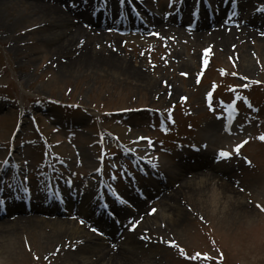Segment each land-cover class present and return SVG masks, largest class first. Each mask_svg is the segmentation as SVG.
<instances>
[{
	"label": "rangeland",
	"instance_id": "rangeland-1",
	"mask_svg": "<svg viewBox=\"0 0 264 264\" xmlns=\"http://www.w3.org/2000/svg\"><path fill=\"white\" fill-rule=\"evenodd\" d=\"M26 1L7 0L0 11V166L4 151L13 148L5 162L22 165L32 185L37 184L35 177L49 160L55 180L65 184L70 174L57 173L68 169L64 163L76 182L87 172L93 154L104 163L108 160L109 165L117 162V141L123 143L119 147L138 154L154 146L149 154L159 157L158 168L164 169L166 176L158 192L167 196L160 199L171 207L168 209L176 224L164 217L161 200L153 203L154 213H148V206L142 203L143 208L133 214L141 224L132 229V236L139 235L141 241L134 261L264 264V140L258 138L264 134V46L258 41L263 39L264 43V34L243 43L249 62L241 59L238 47L230 41L213 45L215 41L205 40L195 45L187 37L176 40L168 34H152L153 39H145L128 34L108 43L120 59L114 68L86 54L79 69L73 64L68 67L69 56L50 50L39 23L43 20L31 13ZM138 1L156 11L173 5L169 0ZM251 3L264 9V0ZM133 4L132 0L125 3L129 16L136 9ZM84 28L91 30L88 25ZM100 46L92 47L100 50ZM81 54L76 51L73 56ZM193 56L197 65L192 70L184 68L182 59ZM124 61L127 68L121 65ZM142 75H148L151 83ZM227 107L234 112L228 113ZM102 140L101 158L96 150ZM236 145L239 147L234 150ZM225 149L230 154L222 158L223 163L235 167L229 179L233 192L216 196L210 186L204 190L196 184L189 193L169 194L175 189L170 171L175 173L180 164L212 162ZM193 174L187 171L186 177L193 179ZM126 179L129 192L139 181V186L147 183L148 193L157 196L152 192L159 184L156 188L154 182L151 185L143 178ZM87 180L90 183L89 177ZM36 214L74 221L92 234L96 243L103 241L75 212L48 216L30 211L16 216ZM14 218H0V223ZM7 228L2 227L1 232L7 233ZM43 230L51 231L49 227ZM16 231V241L7 245L0 242V264H75L68 254L80 255L76 249L80 242L69 236L48 242L51 232L44 238L35 234L32 226ZM104 244L117 246L107 241ZM197 253L201 255L197 257ZM90 257L96 261V255Z\"/></svg>",
	"mask_w": 264,
	"mask_h": 264
},
{
	"label": "bare ground",
	"instance_id": "bare-ground-1",
	"mask_svg": "<svg viewBox=\"0 0 264 264\" xmlns=\"http://www.w3.org/2000/svg\"><path fill=\"white\" fill-rule=\"evenodd\" d=\"M79 1L84 2L85 0ZM105 1L110 3L113 0ZM218 1L220 0H209V2H212L213 4L217 3ZM251 1L252 0H238L237 12L239 15H245V17H239L237 14H235L233 17L227 18L225 11L226 7L224 6L221 12L217 14L218 16L215 13L212 17L214 24H212V20L210 23L204 22V25L193 28V31H189L181 23L179 24L176 22L173 18H169L168 20H165V22L161 20L154 22L153 24L157 29L152 28V26L151 28L154 31L161 32L162 36L168 34L176 40H181L182 38L187 37L189 40H191V43L195 45L205 40L215 41L212 43L213 45H225L228 41H230L235 45V48L238 47L239 51L237 53H239L241 59L245 58L247 59L246 61L249 62V58L246 53L247 48L243 43L249 39H255L259 37V35L261 36L264 34V10L256 8V6L251 3ZM5 2H7V0H0V11L2 10V6L5 4ZM8 2L12 3L15 2V0H8ZM26 2H28L29 7L32 8L33 12L31 13L43 20L39 23H42L43 29L41 30L47 38L46 42L50 50L52 49L57 51V53H63L69 56L68 67L73 64L76 68L81 69L84 64L83 57H85L86 54H91V58H95L96 62L107 65L108 67L114 68L116 62L120 61V59L117 58L108 47V43L113 41L115 43L116 38H113V35L109 36L108 34L107 37L103 31L100 33H93L92 28L91 30H87V28L85 29V25L89 26V21H87L88 16L85 13H80L75 7L71 9L67 7V5L64 4L66 2L65 0H28ZM217 5L221 6V3L219 2ZM239 18L243 21L238 25V27L235 28L233 24L234 22L238 21ZM1 20L3 19L0 13V21ZM94 29L98 30L99 28L94 27ZM105 39L106 42L104 41ZM258 41L259 44L264 46V43L262 42L263 39H259ZM100 43V50H96L92 47L93 44L100 45ZM76 51H80L82 54L79 57H74L73 55ZM199 58L200 55L198 54V61ZM195 59L196 56L191 57L190 60L182 59L181 64L184 68L192 70L194 66L197 65ZM121 65L127 68L128 63H125L124 61ZM146 76L147 80L151 83L149 76ZM149 82H146V84L149 85ZM175 168V173L171 175L172 171L169 172V177L171 179L170 181L174 183L175 187V189H172L169 192V194L171 193V196L174 195L175 197L176 194L184 193L185 191L189 193L192 189L191 187L195 188L196 184H200L199 188H203L204 190L209 189L208 186H210V188L214 191V195L216 196L221 193L226 196L225 192L227 191L233 192L230 190L229 184V179L234 176L233 172L235 167H233V165L223 162L214 163L207 160L205 162H199L197 165L188 163L185 165L180 164ZM187 171H193V179H188L186 177ZM193 181H200V183L192 184ZM160 187H162V185H159L158 188ZM161 198H167V196L162 195ZM79 201L82 200L79 199ZM160 202L163 210H165L164 217H170V219L173 220L172 222L176 224V221L174 220V214H172L168 209V207H171L169 205L167 206L163 204L162 200ZM38 209H36L34 212H43ZM53 211L54 210L51 209L49 212L53 213ZM78 213H80L79 210ZM83 214L86 216L84 212ZM131 215H133V213ZM42 216L44 215L36 214L24 217L16 216L10 221L7 220V222L0 223V242L4 245L14 242L16 241L15 238L17 237L16 228L21 229L32 226L34 229L33 232L38 235H44V238L47 237V235L51 232L47 237L48 242H54L56 240L60 241L65 236H69V239L73 240V242L80 241L76 248H79L80 255L76 257L72 254V252H70V255L68 254L67 256V258L71 260V262H75V264H80V262L81 264H137L133 257L137 255V250L139 249L138 243L141 241H138L134 236H132V234L128 233L127 229H124V233H122V235H125V238L120 244H118L115 250L114 248H110V244L108 246L105 245L104 241L102 243H96V238H93V235L87 232L84 228L76 225L74 221L63 219L59 216L57 218L51 219H47ZM2 227H8L5 230L7 233L4 234L1 232L3 231ZM44 227H49L51 231H44ZM111 236V240L116 242L117 237L112 234ZM93 240H95V242ZM90 255H96V261H93ZM135 260L137 261V258Z\"/></svg>",
	"mask_w": 264,
	"mask_h": 264
},
{
	"label": "snow or ice",
	"instance_id": "snow-or-ice-1",
	"mask_svg": "<svg viewBox=\"0 0 264 264\" xmlns=\"http://www.w3.org/2000/svg\"><path fill=\"white\" fill-rule=\"evenodd\" d=\"M158 35V34H157ZM204 51H207V49H205ZM260 140H264V134H261L259 137H258ZM238 147H239V145H236V146H234V150L235 149H238ZM230 153H228V152H226V151H221L220 152V155L221 156H224V157H227L228 155H229ZM22 191H28V189L27 188H24V189H22ZM0 203H3V201L2 200H0ZM258 207H259V205H258ZM262 210H264V208H262ZM133 227H134V225H133ZM170 243H174V242H170ZM201 254L200 253H197V257L198 256H200ZM207 253H204L203 254V256L205 257V258H207ZM197 257H193V259H195V258H197Z\"/></svg>",
	"mask_w": 264,
	"mask_h": 264
}]
</instances>
